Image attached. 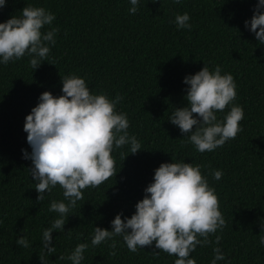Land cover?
<instances>
[{"label":"trees","instance_id":"1","mask_svg":"<svg viewBox=\"0 0 264 264\" xmlns=\"http://www.w3.org/2000/svg\"><path fill=\"white\" fill-rule=\"evenodd\" d=\"M29 3L55 13L52 26L60 31L49 61L37 68L30 67L27 56L0 65V264H41L39 256H47L42 230L57 217L49 204L64 199L63 189L57 185L37 200L28 170L31 160L21 152L31 151L23 125L40 93L61 95V77L70 73L83 76L90 91L123 97L117 110L127 114L129 134L142 149L134 154L127 153L128 146L113 151L117 172L96 188L82 190L65 231L51 233L56 251L46 264H71L56 257L67 256L77 243L90 245L94 227L111 229L117 213L122 219L131 216L154 169L172 159L200 164L217 193L226 220L218 245L225 260L218 264H264V246L257 243L264 220V44L244 23L257 0H141L134 15L127 11L128 0H7L0 22L19 15ZM185 11L192 28L177 29L170 21ZM204 62L210 70L218 64L222 74L231 73L237 86L234 103L242 106L244 117L234 139L200 153L168 116L187 104L183 77ZM122 152L127 153L124 158ZM213 169L222 170L219 180L212 179ZM24 234L30 241L27 248L15 243ZM115 239V249L109 247L111 241L90 245L82 264H173L176 258L154 245L132 253L121 237ZM216 246L197 245L190 255L196 264H209Z\"/></svg>","mask_w":264,"mask_h":264},{"label":"clouds","instance_id":"2","mask_svg":"<svg viewBox=\"0 0 264 264\" xmlns=\"http://www.w3.org/2000/svg\"><path fill=\"white\" fill-rule=\"evenodd\" d=\"M180 2L173 0V3ZM6 3L7 0H0V8ZM128 4L127 11L134 15L141 0H128ZM190 19L185 11L175 14L170 22L177 29L190 30ZM54 20L55 13L51 10L29 3L21 8L19 15L0 22V65L25 56L32 69L49 61L51 47L60 31L52 26ZM244 23L258 42L264 44V0H257L252 17ZM61 79L62 94L54 96L47 90L40 93L38 103L25 116L23 125L31 151L22 148L21 152L24 159L31 160L28 170L35 181L37 200H43L57 185L63 189L64 199H53L49 204V211L58 215L42 230L41 247L47 256H39L41 264H46L49 254L55 253L51 233L65 231L68 215L77 201L83 199L82 190L96 188L117 172L113 151L128 146L127 153L134 154L142 149L136 136L129 134L127 114L117 110L123 100L119 93L109 98L106 93L90 91L83 76L71 73ZM183 83L187 85V104L173 108L168 119L187 136V142L197 152H211L242 131L240 121L244 110L234 103L237 86L231 73L222 74L218 64L210 70L204 62L198 71L186 74ZM217 113L223 115L218 118ZM126 154L121 153L123 158ZM222 175L220 169L211 171L213 180H219ZM143 191L145 195L136 202L131 216L122 219L121 213H117L110 221L111 229L94 227L92 247L111 241L109 247L115 249V238L121 237L132 253L154 245L168 255H175L173 264H196L190 254L197 245L214 243L217 246L212 249L209 264L225 260V253L218 245L226 220L220 211L217 193L207 175L202 174L200 164L184 159L162 162L154 169L152 181ZM211 235L214 241L209 240ZM15 243L24 248L30 246L25 234L18 236ZM257 243L264 246V220L260 223ZM90 245L77 243L67 256L60 254L56 259L82 264Z\"/></svg>","mask_w":264,"mask_h":264}]
</instances>
